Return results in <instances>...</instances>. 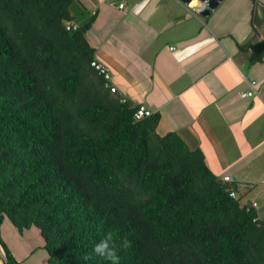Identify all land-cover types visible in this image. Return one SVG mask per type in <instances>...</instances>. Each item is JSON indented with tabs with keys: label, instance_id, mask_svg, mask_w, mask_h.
I'll list each match as a JSON object with an SVG mask.
<instances>
[{
	"label": "trees",
	"instance_id": "1",
	"mask_svg": "<svg viewBox=\"0 0 264 264\" xmlns=\"http://www.w3.org/2000/svg\"><path fill=\"white\" fill-rule=\"evenodd\" d=\"M76 1L0 0V215L41 231L48 264H110L93 252L109 233L116 264H264V220L237 181L111 91L93 19L67 28Z\"/></svg>",
	"mask_w": 264,
	"mask_h": 264
},
{
	"label": "crops",
	"instance_id": "2",
	"mask_svg": "<svg viewBox=\"0 0 264 264\" xmlns=\"http://www.w3.org/2000/svg\"><path fill=\"white\" fill-rule=\"evenodd\" d=\"M194 2L77 0L74 23L93 19L86 37L117 94L159 112V134L178 133L213 172L235 177L264 220V51L256 58L252 47L264 39V1L222 0L209 14ZM252 80L256 93L241 97ZM2 243L21 264H48L37 227L20 231L0 215L6 264Z\"/></svg>",
	"mask_w": 264,
	"mask_h": 264
},
{
	"label": "built area",
	"instance_id": "3",
	"mask_svg": "<svg viewBox=\"0 0 264 264\" xmlns=\"http://www.w3.org/2000/svg\"><path fill=\"white\" fill-rule=\"evenodd\" d=\"M120 6L123 7L124 4H120ZM77 26L78 25L73 23V22H68V24H67L68 29H70L71 27L77 28ZM92 65L98 70V72L100 74L104 75V77L106 79V85L111 88V91L118 93L117 87L112 85V71L110 70V68L107 65H105L104 63H102L101 61H99L98 59H94L92 61ZM250 83H251V88L249 90L241 91V93H240L241 97H243V98L252 97L256 93L257 81L252 80ZM121 100L125 101L126 99L124 97H121ZM151 114H153V111L143 104L138 105V107L135 111V117L137 119H141V118L148 116V115H151ZM224 179L228 180V181H236L235 177H232L231 175H225ZM231 195L234 197H238L237 191H232ZM253 207L256 210L259 209V206L256 204H253Z\"/></svg>",
	"mask_w": 264,
	"mask_h": 264
},
{
	"label": "clouds",
	"instance_id": "4",
	"mask_svg": "<svg viewBox=\"0 0 264 264\" xmlns=\"http://www.w3.org/2000/svg\"><path fill=\"white\" fill-rule=\"evenodd\" d=\"M121 247L125 249L131 247V241L125 239L124 241H122ZM93 252L97 256L108 260L110 264H116V262L118 261V256L111 233L107 234L103 239L99 240L93 246Z\"/></svg>",
	"mask_w": 264,
	"mask_h": 264
},
{
	"label": "bare ground",
	"instance_id": "5",
	"mask_svg": "<svg viewBox=\"0 0 264 264\" xmlns=\"http://www.w3.org/2000/svg\"><path fill=\"white\" fill-rule=\"evenodd\" d=\"M207 1L206 5H204L202 8L205 9L206 13H210L212 8L218 3V0H205ZM192 6H195L199 8V4L193 2V0L190 2ZM190 6V5H189ZM195 9V8H194ZM198 10V9H197Z\"/></svg>",
	"mask_w": 264,
	"mask_h": 264
},
{
	"label": "water",
	"instance_id": "6",
	"mask_svg": "<svg viewBox=\"0 0 264 264\" xmlns=\"http://www.w3.org/2000/svg\"><path fill=\"white\" fill-rule=\"evenodd\" d=\"M181 1L184 2V3H186V4H190V2H191L192 0H181ZM221 1H222V0H218V3H217L214 7H216ZM214 7H213V8H214ZM201 12H202L203 14H209V13H206V11H205L204 8H201Z\"/></svg>",
	"mask_w": 264,
	"mask_h": 264
},
{
	"label": "rangeland",
	"instance_id": "7",
	"mask_svg": "<svg viewBox=\"0 0 264 264\" xmlns=\"http://www.w3.org/2000/svg\"><path fill=\"white\" fill-rule=\"evenodd\" d=\"M260 1H264V0H260ZM41 251H42L41 249H38V250H37V254H36V256H35L34 258H32V260L35 261L38 257H40V253H41Z\"/></svg>",
	"mask_w": 264,
	"mask_h": 264
}]
</instances>
